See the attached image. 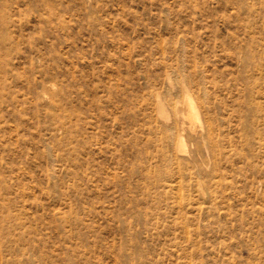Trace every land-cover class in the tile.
Returning a JSON list of instances; mask_svg holds the SVG:
<instances>
[{
    "label": "rangeland",
    "instance_id": "374dc122",
    "mask_svg": "<svg viewBox=\"0 0 264 264\" xmlns=\"http://www.w3.org/2000/svg\"><path fill=\"white\" fill-rule=\"evenodd\" d=\"M0 264H264V0H0Z\"/></svg>",
    "mask_w": 264,
    "mask_h": 264
},
{
    "label": "bare ground",
    "instance_id": "6f19581e",
    "mask_svg": "<svg viewBox=\"0 0 264 264\" xmlns=\"http://www.w3.org/2000/svg\"><path fill=\"white\" fill-rule=\"evenodd\" d=\"M190 99V100H189ZM188 99V105L190 107L189 109V114H188V118L190 120V122H193L194 119H198L200 120V112H202L203 116H204V125H202L201 127V131H200V134L198 135V137L200 138H203L204 140H206L210 146V148L214 151H216V147H217V144L215 143L216 142V138H215V126H214V118H213V115L211 113V108L208 106V105H205V104H202L200 103V108L201 110H199V108L197 109L196 108V104L194 103V101L189 98ZM205 103V101H204ZM202 118V116H201ZM203 119V118H202ZM203 121V120H202ZM174 133V131H172ZM170 143V142H169ZM173 145V144H172ZM169 150V149H168ZM172 149H170L171 151ZM181 151L184 152V150L182 149ZM170 156V155H169ZM168 159V158H167ZM223 159V157H222ZM186 167V166H185ZM9 217V216H8ZM10 220V219H9ZM15 221V220H14ZM5 223V222H4ZM7 224V223H6ZM16 224H17V221H16ZM4 226H6L4 224ZM8 226V224H7ZM3 227V226H2Z\"/></svg>",
    "mask_w": 264,
    "mask_h": 264
}]
</instances>
